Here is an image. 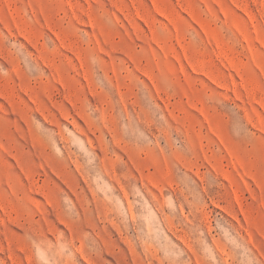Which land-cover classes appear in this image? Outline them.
Here are the masks:
<instances>
[{
    "label": "rangeland",
    "instance_id": "obj_1",
    "mask_svg": "<svg viewBox=\"0 0 264 264\" xmlns=\"http://www.w3.org/2000/svg\"><path fill=\"white\" fill-rule=\"evenodd\" d=\"M0 264H264V0H0Z\"/></svg>",
    "mask_w": 264,
    "mask_h": 264
}]
</instances>
